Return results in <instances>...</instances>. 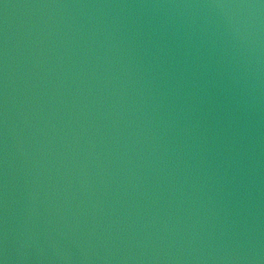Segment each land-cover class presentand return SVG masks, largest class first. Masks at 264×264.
Instances as JSON below:
<instances>
[{
	"label": "water",
	"instance_id": "1",
	"mask_svg": "<svg viewBox=\"0 0 264 264\" xmlns=\"http://www.w3.org/2000/svg\"><path fill=\"white\" fill-rule=\"evenodd\" d=\"M0 264H264V0H0Z\"/></svg>",
	"mask_w": 264,
	"mask_h": 264
}]
</instances>
